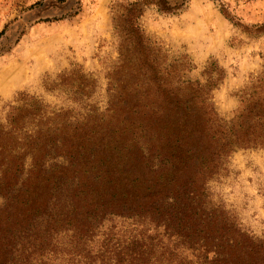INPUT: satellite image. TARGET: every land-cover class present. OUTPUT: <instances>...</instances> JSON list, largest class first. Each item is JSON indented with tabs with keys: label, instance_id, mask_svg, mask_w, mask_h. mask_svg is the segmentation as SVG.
Returning a JSON list of instances; mask_svg holds the SVG:
<instances>
[{
	"label": "trees",
	"instance_id": "16d2710c",
	"mask_svg": "<svg viewBox=\"0 0 264 264\" xmlns=\"http://www.w3.org/2000/svg\"><path fill=\"white\" fill-rule=\"evenodd\" d=\"M114 11L119 55L105 118L70 117L27 91L2 108L0 264H48L54 234L71 230L77 248L113 217L144 229L127 239L109 229L76 264H264V238L209 204L207 185L230 152L264 146V67L226 120L211 99L223 73L182 79L184 63L168 61L141 25L144 4L120 1ZM57 78L46 88L85 109L87 75Z\"/></svg>",
	"mask_w": 264,
	"mask_h": 264
},
{
	"label": "rangeland",
	"instance_id": "374dc122",
	"mask_svg": "<svg viewBox=\"0 0 264 264\" xmlns=\"http://www.w3.org/2000/svg\"><path fill=\"white\" fill-rule=\"evenodd\" d=\"M120 1L127 0H0V117L6 102L27 91L70 117L90 113L103 119L107 74L119 55L112 17ZM139 1L141 25L168 61L184 63L182 79L206 83L209 72L213 80L223 73L211 99L220 117L232 118L240 91L264 67V0H168L172 11L160 8L163 0ZM74 68L90 83L89 96L82 98L85 109L44 82L53 85L58 74ZM9 70L18 77L6 76ZM207 185L209 204L222 205L242 229L264 238V146L230 152ZM109 229L127 239L144 228L113 217L77 248L72 231H61L50 238L45 262L83 263ZM78 248L83 255L76 254Z\"/></svg>",
	"mask_w": 264,
	"mask_h": 264
},
{
	"label": "bare ground",
	"instance_id": "6f19581e",
	"mask_svg": "<svg viewBox=\"0 0 264 264\" xmlns=\"http://www.w3.org/2000/svg\"><path fill=\"white\" fill-rule=\"evenodd\" d=\"M6 76H12L13 78H17L18 77V74H17V72H15L13 74L12 71L9 70V71L6 72Z\"/></svg>",
	"mask_w": 264,
	"mask_h": 264
}]
</instances>
